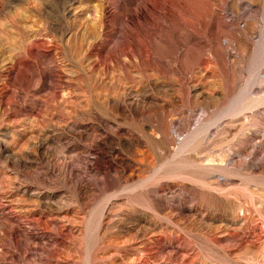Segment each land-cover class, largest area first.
Instances as JSON below:
<instances>
[{"label":"rangeland","instance_id":"rangeland-1","mask_svg":"<svg viewBox=\"0 0 264 264\" xmlns=\"http://www.w3.org/2000/svg\"><path fill=\"white\" fill-rule=\"evenodd\" d=\"M0 264H264V0H0Z\"/></svg>","mask_w":264,"mask_h":264},{"label":"bare ground","instance_id":"bare-ground-1","mask_svg":"<svg viewBox=\"0 0 264 264\" xmlns=\"http://www.w3.org/2000/svg\"><path fill=\"white\" fill-rule=\"evenodd\" d=\"M126 2H127V1H126ZM129 3H130V2H129ZM133 3H134V2H133ZM135 5H136V4H135ZM137 7H138V5H137ZM137 9H138V8H137ZM138 11H139V10H138ZM143 13H144V12H143ZM133 17H134V16H133ZM146 19H147V18H146ZM39 79L41 80V79H42V76H39ZM41 141H42V140H41ZM43 142H44V141H43ZM40 143H41V142H40ZM1 223H2V222H1ZM4 226H5V225H4ZM7 226H9V225H7ZM10 227H11V225H10ZM4 228H6V227H4ZM4 228H3V229H4ZM11 228H12V227H11ZM13 228H14V227H13ZM13 228H12V229H13ZM14 229H16V228H14ZM14 229L11 230V229L7 228L5 231H3V230H2V231L5 232V235H6V236L8 235V237H10V238L12 239V242L15 241L14 243H18V240H19V239H18V235H20V234L14 232V231H15ZM3 232H2V233H3ZM3 234H4V233H3ZM23 234H24V233H23ZM21 235H22V234H21ZM21 235H20V236H21ZM6 236H5V237H6ZM8 237H7V239H8ZM22 237H23V235H22ZM57 237H58V236H57ZM23 238H24L23 240H25L27 237H26V238L23 237ZM27 239H28V238H27ZM9 240H10V239H9ZM60 240H61V238H60ZM21 241H22V239H20V242H21ZM27 241H28V240H27ZM27 241H26V242H27ZM31 241H32V240H31ZM20 242H19V243H20ZM23 242L25 243V241H23ZM23 242H22V243H23ZM28 242H29V241H28ZM61 242H62V241H61ZM20 244H21V243H20ZM27 244H28V243H27ZM29 244H32V242H31V243L29 242ZM33 244H37V243L34 242ZM38 245H39V244H38ZM12 246H13V245H12ZM17 246L19 247L20 245L18 244ZM22 246H23V245H22ZM22 246H21V247H22ZM54 246L56 247V245H54ZM54 246H53V249L55 248ZM21 247H20L19 249H22V248H23V247H22V248H21ZM26 247L29 248L28 246H26ZM14 248H15V244H14ZM16 248H17V247H16ZM27 248H25V249L27 250ZM56 249H58V248H55L54 250H56ZM26 250H23V249H22V251H23V252H22V255H23V253L26 254V253L28 252V250H27V252H26ZM18 251H19V250H18ZM20 251H21V250H20ZM56 251H57V250H56ZM56 251H55V252H56ZM57 252H58V251H57ZM19 253H20V252H19ZM42 253H43V252H42ZM50 253H51V251H50ZM46 254H47V252H46ZM46 254H45V255H46ZM48 254H49V252H48ZM51 254H52V255H51V257H52L55 253L53 254V252H52ZM56 254H57V253H56ZM46 256H47V255H46ZM46 256H45V257H46ZM55 256H56V255H55ZM55 256H53V258H51V259H54ZM23 257H24V256H23ZM47 257L49 258V255H48ZM55 258H56V257H55ZM46 259H47V258H46ZM40 260H41V259H40Z\"/></svg>","mask_w":264,"mask_h":264}]
</instances>
